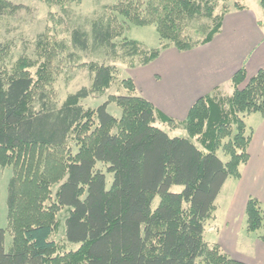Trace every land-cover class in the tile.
<instances>
[{"label":"trees","instance_id":"trees-1","mask_svg":"<svg viewBox=\"0 0 264 264\" xmlns=\"http://www.w3.org/2000/svg\"><path fill=\"white\" fill-rule=\"evenodd\" d=\"M48 1L70 11L65 0ZM228 1L121 0L88 18V28L72 18L68 42L41 34L37 57L22 55L12 66L3 60L11 46L0 43V168L13 167L7 199L13 244L5 250L0 228V264H248L204 234L225 183L240 178L250 158L253 130L245 118L264 114V68L248 78L241 67L231 94L214 89L181 121L139 94L132 77L121 80L129 95L109 96L94 109L82 104L113 83L117 69L105 58L121 53L135 68L169 47L188 51L207 44L222 29ZM221 3L226 10L218 12ZM233 7L243 8L240 2ZM16 8L0 0V16ZM122 18L155 25L161 45L127 38L117 43L126 29ZM79 52L103 61L89 62L91 85L59 104L50 86L66 64L81 60ZM113 102L122 109L120 118L108 111ZM158 123L188 136H171ZM99 162L114 175L110 188ZM173 185L182 191L173 192ZM64 209L66 238L60 242L52 236ZM246 224L251 233L264 229V207L255 197L248 200Z\"/></svg>","mask_w":264,"mask_h":264},{"label":"crops","instance_id":"crops-1","mask_svg":"<svg viewBox=\"0 0 264 264\" xmlns=\"http://www.w3.org/2000/svg\"><path fill=\"white\" fill-rule=\"evenodd\" d=\"M240 4L243 8L232 7L226 13L211 42L188 51L169 47L148 65L132 68L140 94L181 121L198 98L214 89L231 94V79L241 67H246L248 78L264 68V22L257 9ZM245 121L253 130L250 158L241 165V177L229 178L222 188L204 235L237 260L264 264V240L246 224L249 198H257L264 207V114L247 115Z\"/></svg>","mask_w":264,"mask_h":264},{"label":"rangeland","instance_id":"rangeland-1","mask_svg":"<svg viewBox=\"0 0 264 264\" xmlns=\"http://www.w3.org/2000/svg\"><path fill=\"white\" fill-rule=\"evenodd\" d=\"M18 8L7 12L0 16V43L11 46V52L5 54L3 60L12 66L22 55H29L36 58V44L41 34H47L52 40H71V19L77 20L84 24L87 28L89 24L87 19L96 15L103 6L113 5L121 0H65L64 4L70 9L69 12H64L60 3L56 1L49 2L48 0H9ZM236 2L245 4L252 9L258 10V17L264 22V7L261 0H229L227 4L232 8ZM225 3H221L218 7V12L226 10ZM122 21H125L122 18ZM123 34L115 39L119 44L125 38L134 39L143 42L149 48H156L161 45V40L155 25L136 26L128 21H125ZM46 35V36H47ZM105 58V61L114 65L117 69L116 77L105 93L91 96L82 100V104L86 108H97L100 104L108 100L112 95H129L130 92L122 86L121 80L131 77L130 58ZM81 60L76 65L64 66V70L57 75L56 80L51 84L50 89L53 92L54 98L59 104H62L67 96L75 93L82 87H89L92 83V73L88 67L91 61H103L102 58L95 54H85L79 52ZM98 57V58H97ZM99 59V60H97ZM233 90V89H232ZM139 93V92H138ZM140 94V93H139ZM108 111L117 118L122 115V109L115 103L108 106ZM158 125L168 132L171 136H188V132L183 128H176L169 124L158 123ZM196 142V141H195ZM218 155L227 160V156L222 151ZM97 169H101L106 174V186L110 188L113 182L114 175L107 169V164L99 162ZM13 175V167L5 166L0 168V228L5 230V250L9 251L13 244V236L9 229L8 220V185ZM57 189V187H56ZM182 185H173V192L182 191ZM55 191V190H54ZM161 201L158 195L153 201L152 208L156 209ZM65 209L61 211L59 229L52 236L56 241H63L66 238L65 225ZM264 229L259 230L255 234H263ZM211 238L210 232L207 234V240ZM211 240V239H210ZM209 240V241H210ZM71 248L77 249L79 243H70ZM197 264H206L201 259Z\"/></svg>","mask_w":264,"mask_h":264}]
</instances>
